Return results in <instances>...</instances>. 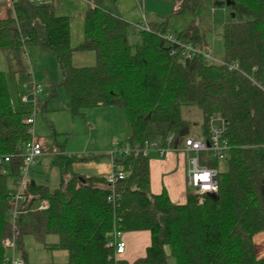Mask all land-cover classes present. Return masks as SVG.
<instances>
[{
  "label": "trees",
  "instance_id": "trees-1",
  "mask_svg": "<svg viewBox=\"0 0 264 264\" xmlns=\"http://www.w3.org/2000/svg\"><path fill=\"white\" fill-rule=\"evenodd\" d=\"M230 1L234 17L222 30V65L204 61L194 23L170 33L157 20L136 31L99 1L87 5L76 46L70 18L57 15L52 1L17 0L13 11L0 15V52L9 73L26 72V47L51 51L61 76L57 87L67 93L74 117L108 106L126 113L129 135L119 146H163L172 135L170 146L180 148L190 136L207 137L210 119L218 118L226 123L230 147L226 161L211 164L218 170L217 193L187 192L183 204L172 203L165 191L151 192L149 157L117 159L126 176L110 186L104 176L73 171L78 161L105 156L59 153L53 161L58 186L50 190L27 181L11 225L8 195L24 166L29 127L22 122L24 112L14 111L0 73V157H9L0 164V264H8L2 242L12 236L22 264H28L26 238L42 249L64 251L67 260L59 264H168L170 257L175 264H264L253 244L264 231V96L251 81L264 87V0ZM199 2L178 0L179 9L197 16ZM186 45L197 51L191 59L182 56ZM85 52L93 54L94 65L75 67L74 54ZM234 63L238 70H227ZM188 107L198 111V124L183 117ZM42 203L46 210H38ZM113 230L149 232L145 256L132 263L114 258L105 247Z\"/></svg>",
  "mask_w": 264,
  "mask_h": 264
},
{
  "label": "rangeland",
  "instance_id": "rangeland-1",
  "mask_svg": "<svg viewBox=\"0 0 264 264\" xmlns=\"http://www.w3.org/2000/svg\"><path fill=\"white\" fill-rule=\"evenodd\" d=\"M96 1V0H92ZM128 23L138 21V14L133 9L132 0H115ZM56 14L70 18V36L72 46L82 41L83 17L87 3L82 0H53ZM226 0H200V9L197 16L187 10H180L178 0H143V10L150 19H159L166 22L168 32H180L193 23L201 37L202 51L215 59L223 56L222 30L225 24L233 21L230 5ZM6 8H0V15ZM132 12V14L130 13ZM129 13V15H128ZM24 61L27 70L24 73L12 75L7 69L4 57L0 52V73L3 75L10 101L14 111L28 112V106L21 105L20 96L16 89L23 84H30L32 80L42 88L43 92L37 96V102L45 105V111L37 112L34 117L33 135L38 138L42 146L41 156L30 166L26 174L27 180L33 179L37 184L47 186L50 190L58 186V171L53 164L59 153L73 156H105L99 162H81L73 165V171L80 175L95 176L103 166L109 164L106 153L118 141H124L129 135V126L126 113L115 107L94 108L85 112V118L73 116L70 112L69 97L65 90L57 85L61 81L60 71L55 55L39 47H26ZM72 64L75 67L94 65L92 53H75ZM31 72V76H27ZM54 89V93H53ZM183 117L199 123L200 115L193 107L183 109ZM195 133H199L198 129ZM196 157L195 154H185L186 160ZM153 158V154L149 155ZM200 164H203V154L199 155ZM98 163V164H97ZM104 165V164H103ZM102 166V167H101ZM24 250L28 264H59L67 260L64 251L42 249L32 238L24 241ZM6 252V256L9 254ZM15 257L22 260L16 247ZM172 258L168 264H171Z\"/></svg>",
  "mask_w": 264,
  "mask_h": 264
},
{
  "label": "built area",
  "instance_id": "built-area-1",
  "mask_svg": "<svg viewBox=\"0 0 264 264\" xmlns=\"http://www.w3.org/2000/svg\"><path fill=\"white\" fill-rule=\"evenodd\" d=\"M17 0H0V8L4 7L6 9L12 10L14 4ZM29 3L34 4H45L49 3L50 0H27ZM87 3V5H92L89 0H82ZM144 19V18H143ZM136 31L146 29L143 25H134ZM170 40V39H169ZM182 56L184 58H193L197 51H195L190 45L183 47ZM174 53V51H171ZM204 61L206 63L220 64L218 59L211 57L210 55L204 54ZM227 70H238V64L234 63L227 66ZM253 72L257 71V68L252 69ZM31 72H27V76H31ZM254 85H256L263 93L264 87L257 82L251 80ZM43 90L38 86L33 80L30 84H23L20 91V104L28 106L30 111L25 112L22 116V122L27 127H29V140L25 146L23 159L24 166L20 172V178L16 181L14 188L9 192V213L8 220L11 225H14L18 216V205L22 201L21 191L26 183V174L30 166L41 156L42 146L38 138L33 135V125L34 117L38 112L39 104L37 102V96L42 93ZM226 129V123L219 120L218 118L210 119V125L207 133V137L202 135L190 136L184 140V144L180 148H172L170 146L172 135L166 140L165 145H159V142H147L142 144H124L119 146L116 144L107 153L110 161V173L104 176L105 181L113 186L119 180H122L126 174L122 166L116 163L117 159L126 156H136L141 154L142 156L149 157L151 153H156L159 158H163L169 152H176L183 156L185 154H195L196 157L189 158L187 160V170H186V183L187 186L192 190L193 193L198 196H203L206 194H215L218 191V170L211 166L214 162H224L229 156L230 147L224 138V131ZM203 154V164H200L199 155ZM9 162V157H0V164H7ZM111 198H108L110 201ZM47 204L42 203L39 205L38 210H46ZM123 232L120 230H113L108 236V241L106 243V248L113 250L114 258H119L124 254L125 243L123 241ZM3 248L9 252L6 256V262L8 264H22V261L15 257L16 252V241L15 237L12 236L10 239L3 240Z\"/></svg>",
  "mask_w": 264,
  "mask_h": 264
},
{
  "label": "crops",
  "instance_id": "crops-1",
  "mask_svg": "<svg viewBox=\"0 0 264 264\" xmlns=\"http://www.w3.org/2000/svg\"><path fill=\"white\" fill-rule=\"evenodd\" d=\"M89 1L91 3L95 2L92 0ZM96 1H99V3L102 6L111 9L118 17L128 22L126 20L127 18L121 14L120 9L116 6L115 0H96ZM132 1H133V9L138 14V21L131 23V25H143L147 27L148 24L159 20V19L149 20L147 18V15L144 13L143 10V5H142L143 0H132ZM130 14H132V12ZM16 93L18 96H20V89L17 88ZM120 142L122 141H118L117 144ZM152 154H153V158L152 159L149 158L151 192L157 195L160 194L162 191H165L169 200L172 203L183 204L186 200L187 192L192 191L187 186L186 183L187 160L185 156L176 152H169L163 158H159L156 153H152ZM94 162H99V161H94ZM101 165L103 167L101 166L102 168H100L99 172H97V175L95 176H105L106 173L109 171L108 170L109 164L108 166L105 163H102ZM82 176H86V175H82ZM25 179L26 182L34 181L32 178L27 180V178L25 177ZM123 241L125 243V250H124V254L119 258L128 263H132L135 260L143 258L145 256L146 249L150 245V234L147 231L124 233ZM253 244H254V251L256 258L258 259L264 258V231L256 234L253 237ZM172 260L173 261L171 262V264H175L173 258Z\"/></svg>",
  "mask_w": 264,
  "mask_h": 264
},
{
  "label": "water",
  "instance_id": "water-1",
  "mask_svg": "<svg viewBox=\"0 0 264 264\" xmlns=\"http://www.w3.org/2000/svg\"><path fill=\"white\" fill-rule=\"evenodd\" d=\"M225 3H226V5H231V1H230V0H226ZM231 17H232V18L234 17V14H233V13L231 14Z\"/></svg>",
  "mask_w": 264,
  "mask_h": 264
}]
</instances>
